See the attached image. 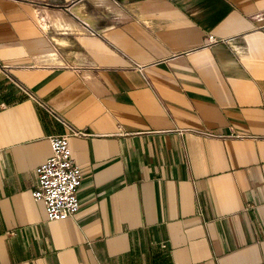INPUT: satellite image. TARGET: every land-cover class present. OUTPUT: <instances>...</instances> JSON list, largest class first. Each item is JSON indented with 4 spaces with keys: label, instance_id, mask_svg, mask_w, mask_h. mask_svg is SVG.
<instances>
[{
    "label": "crops",
    "instance_id": "0c3cea01",
    "mask_svg": "<svg viewBox=\"0 0 264 264\" xmlns=\"http://www.w3.org/2000/svg\"><path fill=\"white\" fill-rule=\"evenodd\" d=\"M0 264H264V0H0Z\"/></svg>",
    "mask_w": 264,
    "mask_h": 264
},
{
    "label": "built area",
    "instance_id": "2783aa9c",
    "mask_svg": "<svg viewBox=\"0 0 264 264\" xmlns=\"http://www.w3.org/2000/svg\"><path fill=\"white\" fill-rule=\"evenodd\" d=\"M207 42L213 44L216 41L210 35ZM53 116L67 132L47 137L50 155L36 167V185L30 195L33 201L43 204L47 220L63 221L77 213L79 209L77 193L81 186V171L71 157L69 138L84 134L72 129L59 117ZM230 136L239 137L234 133Z\"/></svg>",
    "mask_w": 264,
    "mask_h": 264
}]
</instances>
